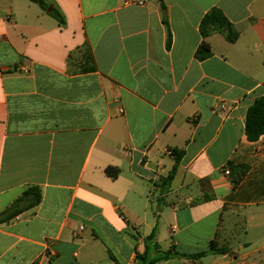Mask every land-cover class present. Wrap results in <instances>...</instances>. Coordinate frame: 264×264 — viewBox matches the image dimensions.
Returning <instances> with one entry per match:
<instances>
[{"label": "crops", "instance_id": "obj_1", "mask_svg": "<svg viewBox=\"0 0 264 264\" xmlns=\"http://www.w3.org/2000/svg\"><path fill=\"white\" fill-rule=\"evenodd\" d=\"M44 1L0 0V213L42 195L0 223V264H143L156 244L206 253L156 264H264V135L245 134L264 96V0ZM213 8L239 37L209 36L199 61Z\"/></svg>", "mask_w": 264, "mask_h": 264}, {"label": "trees", "instance_id": "obj_2", "mask_svg": "<svg viewBox=\"0 0 264 264\" xmlns=\"http://www.w3.org/2000/svg\"><path fill=\"white\" fill-rule=\"evenodd\" d=\"M32 3L39 5V7L47 11L50 7L44 0H28ZM162 6L165 9L163 0H161ZM50 14L60 23L64 24V19L61 14L53 9ZM200 34L203 38V42L198 48L195 57L199 61H204L211 56V47L206 39L215 34H222L226 40L230 43H235L239 37L238 30L234 25L226 18L221 10L217 8L211 9L202 19L200 27ZM171 45V32L168 29V40L167 47L170 48ZM88 63L92 62V56L86 57ZM94 70V67H84L83 72ZM245 134L250 142L257 141L262 135H264V96L258 97L254 100L253 104L249 107L246 115L245 122ZM175 157V164L170 172L169 176L163 181L164 184L170 185L172 180L175 177L179 163L183 157V151L173 150L172 151ZM106 174L110 177H117V170L114 168H107ZM42 200V195L40 189L36 186L28 187L14 202L10 204L4 211L0 213V223L8 222L14 219L16 216L21 214L24 211H27L40 204ZM156 239V232L154 231L149 237L146 238V241H152ZM156 249L158 255L149 262H146L145 254L141 255L140 259L143 261V264H156L162 261H167L170 259L180 258L187 259L192 261H197L203 258L206 253H196V254H184L176 251H161L158 244H156ZM210 253L216 255L226 254L228 252L227 248L218 247V244L215 241L210 242Z\"/></svg>", "mask_w": 264, "mask_h": 264}, {"label": "built area", "instance_id": "obj_3", "mask_svg": "<svg viewBox=\"0 0 264 264\" xmlns=\"http://www.w3.org/2000/svg\"><path fill=\"white\" fill-rule=\"evenodd\" d=\"M221 108L224 109V108H225L224 105H222ZM225 173H226V174H229V171H226ZM84 228H85V227H84L83 225H81V226L79 227V229H78L76 235L78 236V234H80V233L84 230Z\"/></svg>", "mask_w": 264, "mask_h": 264}, {"label": "rangeland", "instance_id": "obj_4", "mask_svg": "<svg viewBox=\"0 0 264 264\" xmlns=\"http://www.w3.org/2000/svg\"><path fill=\"white\" fill-rule=\"evenodd\" d=\"M157 255H158V253L155 254V256H157Z\"/></svg>", "mask_w": 264, "mask_h": 264}]
</instances>
